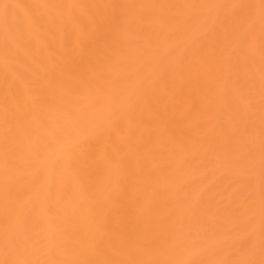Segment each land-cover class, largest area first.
Returning a JSON list of instances; mask_svg holds the SVG:
<instances>
[{
	"label": "bare ground",
	"instance_id": "6f19581e",
	"mask_svg": "<svg viewBox=\"0 0 264 264\" xmlns=\"http://www.w3.org/2000/svg\"><path fill=\"white\" fill-rule=\"evenodd\" d=\"M0 264H264V0H0Z\"/></svg>",
	"mask_w": 264,
	"mask_h": 264
}]
</instances>
